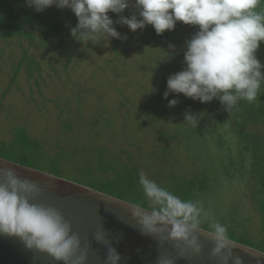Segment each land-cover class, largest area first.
Masks as SVG:
<instances>
[{"label":"rangeland","instance_id":"obj_1","mask_svg":"<svg viewBox=\"0 0 264 264\" xmlns=\"http://www.w3.org/2000/svg\"><path fill=\"white\" fill-rule=\"evenodd\" d=\"M131 5L121 15L139 18L134 0ZM53 9L67 24L77 19L70 9ZM109 15L118 20L117 14ZM114 26L126 39L109 38L107 43L101 37L98 44L83 45L57 38L50 47L17 38L0 41V145L22 126L41 140L45 155H60V176L90 187L105 181L101 169L113 163L119 172L123 164H134L160 186L205 176L208 188L200 201L205 211L227 227L232 240L264 250L259 187L242 135L247 127L264 133V125H250L247 119L254 117V106L244 102L229 114L222 105L190 99L199 106L192 111L183 94H174L179 103L171 107L172 114L163 97L167 78L183 68L185 43L197 28L178 22V39L170 43L174 53L164 59L170 44L155 43L145 28L132 32L126 25ZM25 49L38 69L23 61L13 84ZM69 50H74L70 63ZM189 110L203 113L202 135L192 134L193 126L184 122ZM236 162L238 171L230 178L226 169L235 170ZM39 168L55 173L48 157L39 160ZM202 228L208 229V223Z\"/></svg>","mask_w":264,"mask_h":264},{"label":"clouds","instance_id":"obj_2","mask_svg":"<svg viewBox=\"0 0 264 264\" xmlns=\"http://www.w3.org/2000/svg\"><path fill=\"white\" fill-rule=\"evenodd\" d=\"M28 7L43 12L50 7L70 9L77 23L70 28L71 37L87 45L98 44L101 37L126 39L114 26L126 25L132 32L152 26L156 34L173 31L178 22L195 26L197 31L186 41L183 52L185 67L167 78L163 94H183L200 103L218 99L231 114L238 110L241 100L254 103L264 84V64L256 52L264 42V14L255 11L260 0H134L137 15H121L131 5V0H25ZM115 13L118 20L110 17ZM175 45L168 46L174 53ZM163 59V60H164ZM178 99L168 101L174 107ZM201 114L185 113L184 122L198 126ZM146 203H129L131 218L145 235L177 242L180 254L186 251L199 254L202 250L198 232L208 223L207 234L214 247L211 256L219 264H243L234 255V241L227 227L210 217L203 205L184 200L156 181L143 170L138 173ZM42 189L32 180L21 179L14 170L0 168V235L19 238L30 251L46 252L63 264H85L87 251L81 248L78 234L71 223L55 207L33 203ZM166 234V235H165ZM94 239L101 243L102 232ZM120 256L109 247L105 264H119ZM158 264H174L168 257L158 258Z\"/></svg>","mask_w":264,"mask_h":264},{"label":"water","instance_id":"obj_3","mask_svg":"<svg viewBox=\"0 0 264 264\" xmlns=\"http://www.w3.org/2000/svg\"><path fill=\"white\" fill-rule=\"evenodd\" d=\"M11 168L21 178L32 180L42 192L32 202L57 208L79 235L81 248L87 251L85 264H105L109 247L120 256L119 264H158V258L168 257L174 264H219L211 256L214 247L208 229L198 232L202 250L199 254H180L177 242L157 241L145 235L130 216L128 200L80 184L62 176L0 157V168ZM102 232L104 240L94 239ZM166 235V234H165ZM233 253L243 264H264V251L233 240ZM0 264H63L46 252L30 251L16 237L0 235Z\"/></svg>","mask_w":264,"mask_h":264},{"label":"trees","instance_id":"obj_4","mask_svg":"<svg viewBox=\"0 0 264 264\" xmlns=\"http://www.w3.org/2000/svg\"><path fill=\"white\" fill-rule=\"evenodd\" d=\"M255 11L264 14V0H260V3L258 4ZM76 23L77 19L73 20V22H71L70 24L65 23L63 20V16L60 13L55 12L53 7H50L45 11L38 13L33 8L28 7L25 3V0H0V41L17 38L22 41H28L31 46L41 45L44 47H50V45L57 38H68L69 41L72 42L74 41V39L70 35V28L74 27ZM145 29L151 34V37L157 44L175 43L178 39L179 33L176 28L173 31H166L163 35L159 36L156 34L152 26L149 25ZM68 54V63H70L73 60L74 50H69ZM256 57L262 64H264V42H261L260 48L256 52ZM23 61L28 62L30 69L33 68V66L38 69L37 64L35 65L36 60L30 57L29 50L25 49L23 52V58L21 59L18 67H16L14 70V76L12 78L13 84L15 83L17 76L20 74V66ZM184 67L185 65H183V68ZM183 68H181V70ZM38 71L40 72V70ZM33 76L34 73L29 75L30 78ZM173 97L174 94H170L168 99L165 100L166 106H168V101L173 99ZM186 100L190 110L196 111L199 108V106L195 105L190 100V98H186ZM244 102L251 107L254 106V117L247 118L250 121V125H264V84H262L260 87L259 99L256 102L250 104L247 101L241 100L238 102L239 106ZM202 104L207 106H221V103L218 99H214L210 103ZM170 112L174 114L175 110L171 108ZM232 112L233 114H236L238 111L234 110ZM232 120H234V116ZM232 128L233 131H236L233 125ZM204 130L205 129L202 123V117L200 116L198 120V126L194 128L192 127L191 133L202 135ZM243 132V138L247 140L245 143V147L246 149H251L252 162L250 164V172L252 178H255L258 182L259 188L257 202L263 222L262 231L264 234V133H251L248 131V127L244 129ZM187 136L189 138V134H187ZM217 139L222 141V135L219 134ZM43 147L44 145L39 138L31 136L24 127L17 126L14 131L13 139L9 143H1L0 157H4L38 169H40L39 160L48 157L50 158L51 168L55 172L52 174L60 176V155H57L55 157L45 155L43 153ZM237 165L238 163L236 162L233 166L236 167L235 170L226 169V174L228 177H235V172L238 171ZM123 167L124 171L119 172L117 171L118 167L116 163L103 165V168L101 170L104 174L107 175V177L106 179H104L105 181H94L93 184L98 186L99 188H93L133 203H146L142 187L138 182V173L140 171L139 168L131 163L123 164ZM162 187L173 192L181 199L192 200L199 203L203 198V194L208 188L205 176L186 179L184 181H176V183L172 184L171 186ZM247 242H245L244 244L250 245Z\"/></svg>","mask_w":264,"mask_h":264}]
</instances>
